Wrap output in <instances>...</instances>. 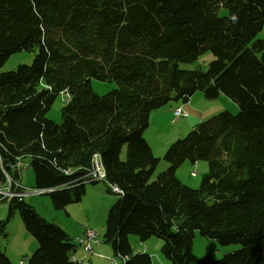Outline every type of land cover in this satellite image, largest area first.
I'll return each mask as SVG.
<instances>
[{
	"label": "trees",
	"instance_id": "obj_1",
	"mask_svg": "<svg viewBox=\"0 0 264 264\" xmlns=\"http://www.w3.org/2000/svg\"><path fill=\"white\" fill-rule=\"evenodd\" d=\"M263 26L264 0H0V189L8 175L20 180L13 168L29 159L35 189H52L64 210L82 201L99 155L107 192L121 191L103 241L122 264H153L131 236L162 239L171 264H264ZM34 48L31 65L1 72L11 55ZM206 52L215 57L206 71L181 67ZM93 79L117 87L100 96ZM65 92L57 124L47 116ZM197 93L225 96L239 113L223 111L172 143L170 166L151 181L160 162L145 138L151 114ZM187 161L208 163L198 189L177 176ZM0 201V239L18 211L38 243L19 264H72L64 229L24 199ZM196 231L242 248L197 258ZM0 264H13L1 244Z\"/></svg>",
	"mask_w": 264,
	"mask_h": 264
},
{
	"label": "rangeland",
	"instance_id": "obj_2",
	"mask_svg": "<svg viewBox=\"0 0 264 264\" xmlns=\"http://www.w3.org/2000/svg\"><path fill=\"white\" fill-rule=\"evenodd\" d=\"M226 14H227L226 11L221 10L220 13L221 16H224ZM257 39H264V26H263V30L258 35ZM37 53H38V48H34L31 51L24 50L11 55V57L2 67L1 72L16 71L18 67L22 65H31ZM214 59L215 57L211 52H206L201 56L200 60H198L194 64H183L181 65V67L187 70H196L200 68L203 71H206L208 69L209 63L212 62ZM91 83L93 90L100 96L106 95L107 93H109L110 91H112L117 87L114 82L104 83L96 79H93ZM197 94H201V93H197ZM67 97H68L67 93L65 94L62 93L57 97V99L55 100L53 106L51 107L48 113L47 116L48 119H50L51 121L57 124H60L62 122L61 113ZM171 103H169L168 105H170ZM199 108L206 111L207 120L223 111H229L233 115H237L240 110L239 106L235 102L223 96H221L220 98L218 97L217 99L214 100L205 99L204 103L203 102L199 103ZM192 121H194L193 118H188V119H184L183 121H179L177 124H172V130L174 132L173 135H176V130L180 128V125H182V127L184 128L183 130L184 132L181 133L179 132L180 136H178V138H176L172 143H174L179 139H184L190 133V131L195 127L191 124ZM147 138L151 143L154 141L155 135L153 131L152 133L151 132L149 134L147 133ZM154 155L158 157L159 152L156 151ZM163 156L162 159H160L159 165L155 170L151 178V181L156 180L158 175L166 171V169H168V167L170 166L169 163L163 159ZM125 157H126V152H124L123 154V158ZM22 162L24 164V168L21 171H16V172H20L21 186L23 190L35 189V175L33 169L30 166V160L25 159ZM208 171H209V166L208 163L205 161H199L196 164H193L191 161H187L177 170V176L188 187L192 189H198L201 185L203 176L206 173H208ZM8 177L11 178L9 175L7 176V178ZM95 186H100V188H103V190L107 191V186H105L101 182H98L95 185L88 183L87 187L89 188V190L88 193H86L83 196L82 201L79 203L69 204L64 210H56L51 196L47 193L38 194V195H29L25 197L24 200L26 203L32 205L36 209L37 213L41 217H43L46 221L53 224H57L62 229L64 228L69 232L76 231L77 228L80 229L94 228V230L98 232L99 238L101 240V243L104 245V247L109 246L113 251L112 247L103 241V238H104L105 226L109 211L111 207L119 200L120 197L118 196V194H115L114 192L111 193L107 192L106 193L107 196H109L112 199L111 200L112 204L107 208V210H105L106 209L105 201L103 204L102 200L98 201L92 196V194L94 193L91 190H93L92 188H96ZM109 197L107 198L109 199ZM6 218H7V202L0 201V221ZM6 231H7V236L1 237L2 242L0 239L1 247L3 251H5V253L7 250L8 253L6 254L9 257V259H11L13 264L20 263L19 262L20 260H18L17 262L15 258L24 249L27 248L29 249V246L31 245V240H32V247L35 248H32L29 256L27 257L32 256V254L36 251L38 247V243L36 239L25 228V225L18 211H16V213L12 217ZM26 236L30 238V241L29 239L27 240ZM71 239L72 242L76 243L74 236H72ZM130 240L132 242L133 247H140V249L144 247V243L149 242L148 249L151 252L157 251L160 257L162 258L160 264H171L170 261L161 254V249L163 245L162 239L152 237L146 242L142 243L137 236H131ZM241 248L242 246L238 244L221 245L217 240L203 237L198 231L194 233L193 253L197 258L210 256L215 260H219L224 255L228 253H235L236 251H239ZM113 258H115L117 264H122L121 258L114 256ZM21 260H26V258H21ZM87 264H90V260L87 261ZM191 264H195V263H191Z\"/></svg>",
	"mask_w": 264,
	"mask_h": 264
},
{
	"label": "crops",
	"instance_id": "obj_3",
	"mask_svg": "<svg viewBox=\"0 0 264 264\" xmlns=\"http://www.w3.org/2000/svg\"><path fill=\"white\" fill-rule=\"evenodd\" d=\"M205 99L206 98L203 94H195L193 97L189 99L187 103H184L179 100H175L170 105L163 107L160 110H157L151 114L149 128L145 133V137L149 145L151 146L153 153L155 154L156 151L159 152V155H158L159 159H162V156L165 154L167 148L176 138H178V136H180V133L184 132L183 131L184 128L182 127V125H180V128L176 130V135H173L174 132L172 130V124H177L179 121H183L184 119L193 118L194 121H192L191 124L193 126H196L200 122L207 119L206 111L199 108V103H202V102L204 103ZM178 108H182L183 111H185L188 114V116L187 117H176L174 115V110ZM151 130L153 131L155 135V139L152 143L147 138V133L148 134L150 132L152 133ZM163 159H164V156H163ZM101 183H103L106 186L105 181H101ZM87 184H85L83 188V191H84L83 196L86 193H88L89 188L87 187ZM92 185H95V184H92ZM95 187L96 188H92L93 190H91L94 193L92 194L93 198L97 199L98 201L102 200L103 204L105 201V206H106L105 210H107V208L111 206L112 204V201H111L112 199L109 196H107L106 190H103V188H100V186H95ZM107 197H109V199ZM85 229L77 228L76 231H70V232L64 229V231L70 237L74 236V238L76 239L84 233ZM90 229H94V228H90ZM26 237H27V240L29 239L30 241V238H28V236ZM1 242H2V239H1ZM130 243L132 245L131 240H130ZM148 243L149 242L144 243V247L142 249H140V247H133V246L132 247L137 252H145L151 255L153 264H160V261H162V258L160 257L157 251L151 252L148 249L149 248ZM73 244H74V247L71 253L72 264H87L88 260H90V264H117L115 258H113V256L115 257V255H113V251L111 250L109 246L104 247L102 243L100 245H95L94 253L91 256H89L85 252L82 246L78 245L75 242H73ZM32 248H35V247H32V240H31V245L29 246V249L27 248V249H24L22 252H20V254L16 256L15 260L17 262L18 260H20L19 262L21 263L22 262L21 258H26V259L29 258L27 256H29ZM6 253H8L7 250H6Z\"/></svg>",
	"mask_w": 264,
	"mask_h": 264
},
{
	"label": "built area",
	"instance_id": "obj_4",
	"mask_svg": "<svg viewBox=\"0 0 264 264\" xmlns=\"http://www.w3.org/2000/svg\"><path fill=\"white\" fill-rule=\"evenodd\" d=\"M69 101V100H68ZM174 115L176 117H187L188 114L183 111L182 108L174 110ZM24 168L22 160H20L15 166V171H21ZM91 179L88 182L103 181L106 179V173L104 172L100 156L96 155L94 158L93 171L90 173ZM7 189L5 191L0 190V194L4 195V199L19 198L23 199L29 195L44 194L46 192H53V190H23L21 183L19 181H14L12 178H7ZM112 192L120 195L121 191L118 187L112 186ZM77 243L81 245L85 252L91 255L94 251V246L100 244L99 234L94 229H86L84 233L76 239Z\"/></svg>",
	"mask_w": 264,
	"mask_h": 264
},
{
	"label": "bare ground",
	"instance_id": "obj_5",
	"mask_svg": "<svg viewBox=\"0 0 264 264\" xmlns=\"http://www.w3.org/2000/svg\"><path fill=\"white\" fill-rule=\"evenodd\" d=\"M65 93H67V95H68V97L66 98V101H65V104L66 103H68L69 101H70V94L68 93V92H65ZM64 93V94H65ZM69 100V101H68ZM103 181H105V180H103ZM20 182V181H19ZM95 182H101V181H95ZM87 183H90V182H87ZM8 184V183H7ZM7 189V185H6V187L5 188H2V189H0V190H2V191H5ZM47 194H50V193H52V192H46ZM45 194V193H44ZM24 199V198H23ZM3 200H6V199H4V195H3ZM8 200H10V199H8ZM77 239V238H76ZM76 239H75V241H76ZM76 243H77V241H76ZM78 244V243H77ZM100 244H101V240H100ZM99 244V245H100ZM79 245V244H78ZM81 246V245H80ZM84 249V248H83ZM93 253H94V251H93ZM92 253V254H93ZM91 254V255H92ZM89 255V254H88ZM91 255H89V256H91Z\"/></svg>",
	"mask_w": 264,
	"mask_h": 264
}]
</instances>
